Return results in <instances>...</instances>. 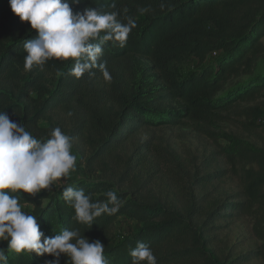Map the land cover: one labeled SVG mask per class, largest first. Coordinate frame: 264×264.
Masks as SVG:
<instances>
[{
  "label": "trees",
  "instance_id": "1",
  "mask_svg": "<svg viewBox=\"0 0 264 264\" xmlns=\"http://www.w3.org/2000/svg\"><path fill=\"white\" fill-rule=\"evenodd\" d=\"M69 4L74 14L95 8L117 12L123 23L128 18L135 21L123 44L102 45L97 63L107 67L111 79L105 80L99 68L76 78L71 60L53 59L25 70L24 42L38 33L11 11L9 0H0V112L40 140L50 136L43 125L53 127L60 115L73 131L82 128V135L90 134L99 147L91 162L117 151L142 130L180 126L208 138L212 150L187 173V185L181 188L183 206L166 205L140 190L114 191L111 182L80 181L73 187L83 189L93 202L106 201L110 190L119 200L116 213L85 225L76 221L63 191L10 195L19 196L21 205L34 207L30 214L37 217L45 237L79 229L90 242L100 240L109 264H132L130 252L138 242L151 248L157 264H264V147L224 126L229 122L247 133L264 132V73H256L264 62V0H69ZM213 53L218 54L217 62L207 63ZM178 56L196 58L198 68H203L179 81L170 69ZM51 71L54 76L48 81ZM244 77L250 79L243 82ZM227 86L229 93L219 96ZM227 183L236 190H221ZM121 217L135 221L137 230L119 242L115 226ZM242 220L255 240L252 247L246 248V240L239 247L231 245L230 229ZM0 249L7 264H46L54 259L12 253L6 241H0ZM60 264L71 261L62 255Z\"/></svg>",
  "mask_w": 264,
  "mask_h": 264
},
{
  "label": "clouds",
  "instance_id": "2",
  "mask_svg": "<svg viewBox=\"0 0 264 264\" xmlns=\"http://www.w3.org/2000/svg\"><path fill=\"white\" fill-rule=\"evenodd\" d=\"M79 2L71 0V3ZM9 4L20 21L30 24L38 33L36 39L23 45L27 71L34 65L42 67L49 60H71L75 61L71 74L76 78L99 68L105 80H110L107 67L97 63L103 53L102 45L108 41L123 44L136 27L131 18L121 22L115 11L87 8L82 14H74L69 0H9ZM96 40L99 42H92ZM76 161L71 138L59 127L51 131L48 139L40 140L22 124L11 120L5 111L0 112V241L7 242L10 252L54 258L46 264H60L62 255L71 264H109L100 240L90 242L79 229H63L53 237H45L37 217L23 210L19 196L10 195L34 196L49 189L75 170ZM106 196L104 202H93L83 189L71 185L63 188V197L72 204L76 221L85 225L119 210L117 194L110 190ZM130 255L132 264H157L153 251L143 242H138ZM7 261L4 249H0V264Z\"/></svg>",
  "mask_w": 264,
  "mask_h": 264
},
{
  "label": "rangeland",
  "instance_id": "3",
  "mask_svg": "<svg viewBox=\"0 0 264 264\" xmlns=\"http://www.w3.org/2000/svg\"><path fill=\"white\" fill-rule=\"evenodd\" d=\"M217 59L218 54L213 53L209 56L207 63H216ZM198 67L199 61L196 58L188 59L178 56L170 62V69L177 75L179 81L187 79L195 70L203 68ZM256 73L257 75L264 73L263 61L260 62ZM53 76L51 71L47 76L48 81ZM249 79L250 77H244L241 80L246 82ZM229 91L230 88L227 86L219 96L226 95ZM56 121L51 128L49 124L43 126L49 129V133L59 127L71 138L72 151L77 157L76 168L66 178L54 182L49 189L42 190L41 193H58L63 191L64 187L74 186L80 181H105L115 186L114 191L140 190L145 195L157 197L166 205L183 206L185 196L181 188L187 185L185 182L187 173L194 171L195 166L200 163L201 156L212 150V142L208 138L198 135L189 126H180L142 130L117 151L112 154H103L105 152L103 150V156L100 155L91 162L89 161L91 156L99 154L100 149L95 142L91 141L90 134L82 135V128L73 131L72 124L60 115H57ZM224 126L228 131L241 132L246 138L264 147V132L247 133L229 122H226ZM135 150H137L136 153ZM133 153V158L129 160V156ZM220 189L231 193L236 190V186L227 183ZM22 206L28 213L34 209L29 204ZM136 230V222L126 217H121L116 222L115 234L119 242L132 236ZM230 238L231 245L234 247H239L245 240L248 241L246 248L255 244L243 220L232 226Z\"/></svg>",
  "mask_w": 264,
  "mask_h": 264
}]
</instances>
